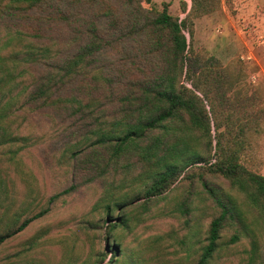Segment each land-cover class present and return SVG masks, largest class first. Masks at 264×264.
Masks as SVG:
<instances>
[{
  "label": "trees",
  "instance_id": "16d2710c",
  "mask_svg": "<svg viewBox=\"0 0 264 264\" xmlns=\"http://www.w3.org/2000/svg\"><path fill=\"white\" fill-rule=\"evenodd\" d=\"M190 1L180 19L170 4L157 10L150 0H121L120 9L107 0H0V247L49 211L23 220L12 212L13 177L26 184L21 155L47 136L35 130L45 119L55 134L49 144L65 135L73 181L81 173L83 186L104 188L98 210L82 220L103 230L91 264H216L242 242V262L264 264V176L250 169L264 134V80L252 85L239 64L193 49L194 20L219 0ZM195 183L199 203L214 212L196 249L170 260L164 237L155 236L127 255L120 233L141 228L152 203ZM191 189L180 207L193 218ZM19 256L10 264H34Z\"/></svg>",
  "mask_w": 264,
  "mask_h": 264
},
{
  "label": "rangeland",
  "instance_id": "374dc122",
  "mask_svg": "<svg viewBox=\"0 0 264 264\" xmlns=\"http://www.w3.org/2000/svg\"><path fill=\"white\" fill-rule=\"evenodd\" d=\"M107 1L120 9L121 0ZM179 1L181 0L169 2L171 5L173 2L177 3L175 7L169 8V13L184 19L190 10L191 1L182 0L187 4L185 13L181 12ZM106 4L107 2L102 5ZM142 4L145 9H150L148 4ZM95 7L93 4L92 9ZM158 9L161 8L157 7ZM92 13L94 12L88 11L87 15ZM193 49L214 57L223 66L239 64L246 73L247 82L252 85L264 80V0H219L217 10L194 20ZM51 127L45 119L35 121V130L45 133L48 137L44 136L41 141L35 138L34 141L40 144L22 152L24 172L21 177L25 178L26 184H21L19 178L13 177L17 196L12 208V212L17 213L21 220L46 208L49 211L0 247V264H5L6 259H9L10 264L19 255L18 263L31 261L34 264H91L94 263V260L89 258L91 244L95 245L97 250L103 249V230L88 229V224L82 223V220L87 221L89 215L98 210L96 203H99L104 188L98 182L83 186L81 181L84 178L81 173L77 176V181H73L69 173L71 162L61 149L62 141L66 140L65 135H61L62 140H54L55 146L49 144L47 140L55 137L54 132V135L50 133ZM258 142L259 147L250 169L264 176V134ZM48 148L50 150L46 154L45 150ZM121 180L118 178L117 183ZM211 181L223 189L228 188L222 180ZM78 183L79 190L49 203V199L64 188ZM186 185L165 195L164 199L152 203L150 213L144 217L145 223L141 228L131 233H120L122 247L127 255L131 252H143L152 238L163 236L166 252L174 254L168 256V259L183 260L188 249H196L195 241L198 235L201 242L204 240L203 233L214 215L212 205L199 203L196 195L200 197L202 188L198 183L194 184L193 189L189 184ZM128 189L120 188L118 193L127 192ZM190 189L194 201L193 218L190 217V209L185 212L186 209L180 207L183 200L186 201ZM128 194L132 198L135 196L134 191ZM142 201L143 198L138 200ZM116 214H113L114 217ZM187 220H190L189 223H186ZM192 234L194 236L190 238L189 235ZM228 236L229 233H225V238ZM245 248L247 244L242 242L233 248L234 256L228 260L222 259L216 264H244L241 259ZM108 259L109 256L104 263ZM171 264H178V261L174 260Z\"/></svg>",
  "mask_w": 264,
  "mask_h": 264
},
{
  "label": "crops",
  "instance_id": "0c3cea01",
  "mask_svg": "<svg viewBox=\"0 0 264 264\" xmlns=\"http://www.w3.org/2000/svg\"><path fill=\"white\" fill-rule=\"evenodd\" d=\"M150 1H151V3H152L153 5H155L156 8H157V7H160V8H161L162 3L170 4L169 2H171V0H150ZM173 1H175V0H173ZM179 2H180V1H179ZM176 4H177L176 2H173L172 5L170 4L169 8H171V7H175ZM158 10H161V9H158ZM169 11H170V10H169Z\"/></svg>",
  "mask_w": 264,
  "mask_h": 264
}]
</instances>
